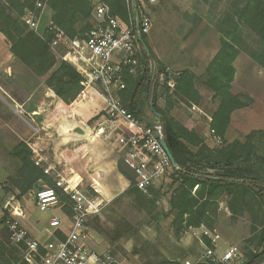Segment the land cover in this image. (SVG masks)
<instances>
[{
    "label": "trees",
    "instance_id": "1",
    "mask_svg": "<svg viewBox=\"0 0 264 264\" xmlns=\"http://www.w3.org/2000/svg\"><path fill=\"white\" fill-rule=\"evenodd\" d=\"M97 2L108 4L113 15L127 20L129 24L130 14L134 20L132 9L127 6L126 0H49V5L53 9L52 24L64 30L70 38L86 37L94 26L93 11ZM243 2L235 12L225 14L220 26L217 23L221 33V50L207 70V85L213 89L216 96L220 97V105L213 113L211 126L222 138L231 122L233 111L249 105L251 101V98L244 99L243 95L231 92V81L235 75V68L232 65L234 60L243 51L264 68V47L252 48L243 41L245 26L264 41V0H243ZM34 4L35 0H0V32L5 36L17 60L38 76L47 74V86L66 104H70L79 97L86 96L82 85L84 76L80 70V64L72 58L57 61L50 48V42L55 36L52 30L48 29L44 36L36 35L32 30L27 31L29 29L26 28L29 26L24 21L22 23L20 15L28 7L34 8ZM134 25L136 26V23ZM146 36L143 34L147 44ZM148 48L150 54L142 47V66L137 74L126 75L127 86L120 95L123 105L137 118L146 119L144 106L147 103L164 125L166 142L179 167L175 169L174 174V181L179 184L171 192L168 199L169 209L163 217H172L173 232L179 238L191 228L205 225L213 229L215 226L208 217L211 212L213 216H217L219 201L225 195L234 200L242 199L252 193L253 196L264 200V128L252 130L244 141L235 139L220 147H211L206 144L204 136L195 128H188L170 115L172 103L167 101L164 108L158 105L160 83L151 71V63H156L159 71H166V69L157 60L151 48L149 46ZM194 79V74L183 71L175 80L176 90L172 94H177L180 98L182 95L183 101L195 99L197 92L194 89ZM168 80L167 73L166 82ZM161 86L169 100L172 97L168 93L170 88L166 83ZM152 101L153 105H151ZM147 122L152 123L149 120ZM76 126L82 128L84 133L76 134L72 131L77 128ZM61 130L65 140L76 137L92 140L96 137L93 129L84 125L83 121L74 115H71V118H63ZM102 131L103 129H99L97 134ZM258 139L262 145L261 152L256 153ZM12 155L21 163L17 176L11 177L21 196L29 192L40 179L44 180L46 185H54L52 177L35 164L32 158L33 149L28 143L19 142L14 146ZM120 171L132 182L128 191L135 190L142 195V191L134 185V174L131 177L122 165H120ZM196 186L197 189H195ZM152 188L153 186L149 189ZM162 195L160 191H157L152 200L156 201ZM60 199L68 201V196L61 194ZM66 213L71 214V209L70 212L68 209ZM7 216L8 213H5L1 222L5 223ZM58 234L61 238L65 237L62 231ZM204 238L209 246H213L207 236ZM20 245L26 247L25 244ZM16 261L17 257L14 254L0 253V264H15ZM263 262L264 248L251 254L247 261L243 260L242 264ZM148 264L183 263L161 257ZM194 264L232 263L195 262Z\"/></svg>",
    "mask_w": 264,
    "mask_h": 264
},
{
    "label": "rangeland",
    "instance_id": "2",
    "mask_svg": "<svg viewBox=\"0 0 264 264\" xmlns=\"http://www.w3.org/2000/svg\"><path fill=\"white\" fill-rule=\"evenodd\" d=\"M242 3H244L243 0H212V6L215 4L217 10V23L219 26L225 14L235 12L236 8ZM126 4L129 7L127 1ZM27 9L31 8L28 7ZM24 13L20 15L22 23ZM52 15L53 9L49 5L43 12L39 29L35 30L28 27L26 28L29 29L27 31L32 30L36 35L44 36L48 30V25L52 22ZM170 15V18L174 17L173 13ZM131 16L132 14L128 19L130 23L133 21ZM170 18L167 26H177V22L170 23ZM160 26L161 24L158 21L152 27L151 34L160 31ZM243 41L252 48L264 47V41L246 26ZM50 48L57 61L63 59V56L68 57L70 55L69 49L63 44L55 43L54 39L50 42ZM46 77L47 74L38 76L30 69L26 72V77H24L21 86L23 91L19 93L24 96V107H18L16 101L0 89V253L3 255L14 254L17 257L15 264H24L25 262L40 264L39 255L30 254L26 247L15 243L11 238L7 220L18 217L15 211L17 205L20 204L25 209L24 224H26V219H32L42 226H49L50 218L57 215L64 221L63 227L66 228L69 223L68 216L70 215H66V211L69 209L70 212V204L67 200H63L51 206L48 210H39L35 203V192L46 185L45 181L41 179L29 192L20 195L19 189L15 188L11 178L17 176L21 167L19 159L12 155L14 146L21 141L28 143L33 149L32 158L35 164L38 159H41L38 166L43 169L53 165L66 173L68 172L66 168L71 171L70 167H73L81 176L90 177L92 183H97L99 181L98 175L96 174L94 177L89 175L90 168L94 164L89 166L83 154L90 151L91 155H96L98 151H105L104 160L107 163L118 161L120 171V164L123 162L122 148L128 137V131L124 126L117 127L114 122L107 120V110H105L107 104L95 92L88 93L84 88L86 96L79 97L70 104L61 102L58 106L57 95L49 93L51 88L46 84ZM4 85H6L4 87L9 91L8 93H11L16 99L19 95L17 87L14 84L11 85V83ZM144 107L147 120L151 122L159 121V118L155 116L147 103ZM175 111H177V117L184 121V125L188 128H195L204 136L205 143L209 146L220 147L226 143L224 138H222L223 142L221 144L215 142L214 135L218 133L216 131L212 132L215 129L211 126L213 116V114H210L211 110ZM71 113L83 121L84 125L93 129L96 135L94 139L81 138L74 140L70 138L65 140L61 125L63 118L69 117ZM242 116L245 119L246 129L264 125L262 113L245 111ZM76 127L78 128V126ZM99 129H103V131L97 134ZM72 131L76 134L84 133L77 132L75 129ZM207 131L208 133L210 131L209 139L205 136ZM240 133H242L241 136L244 141L248 132L245 133V136H243V132ZM234 135L237 134L234 132ZM261 145L258 139L256 153L261 152ZM73 173L71 172V174ZM128 173L133 177L131 170ZM46 174L51 176L54 181V176ZM174 174L175 169H172L167 176L156 181L152 189L142 192V195H139L140 192L138 191H128L127 189V191L110 201V204L104 208L99 216H95L89 221L92 234L97 240L95 243L98 246L100 245L101 253L111 252L118 260L116 264H148L166 255L178 254V246L170 241L171 217H163L165 212L168 211L169 196L179 184L174 181ZM86 182L84 184L85 188L96 194L98 191L89 185L87 186L88 183ZM195 189H197V186ZM157 191H160L163 195L158 200L153 201L152 199L155 198ZM227 203L229 210L226 204L223 203L217 216H213V212H211L208 217L209 221L215 226L211 230L216 239V245L213 247L219 250H216L219 255H222L228 247L236 246L242 254L243 260L247 261L251 254L264 248V200L253 196L251 193L242 199L233 200L229 197ZM64 206L66 207L64 208ZM6 207L13 208L11 213L6 210ZM5 213H8V216L6 222L3 223L1 219ZM201 230L199 236L202 235ZM206 230L208 229L206 228ZM190 235L196 240L194 236L198 234L191 233ZM44 239H48V236ZM190 249V254L187 256H189V261L194 264L200 258L201 251L203 252L205 247L196 242L195 246L192 245Z\"/></svg>",
    "mask_w": 264,
    "mask_h": 264
},
{
    "label": "built area",
    "instance_id": "3",
    "mask_svg": "<svg viewBox=\"0 0 264 264\" xmlns=\"http://www.w3.org/2000/svg\"><path fill=\"white\" fill-rule=\"evenodd\" d=\"M126 1L134 16L130 24L113 15L105 2H97L93 11L94 26L86 37L70 38L52 22L48 29L54 32L55 43L63 44L69 49L70 55L63 56V59L72 58L80 64L84 76L82 85L86 91L95 92L105 100L107 120L114 122L117 127L124 126L128 131L122 148V161L133 172L135 187L147 192L156 181L179 167H174L163 145V140H166L163 123L160 120L148 123L139 119L122 103L120 93L127 86L126 75L137 74L142 66V45L138 34L142 37L143 34L147 35L151 27L145 6L157 2L136 0L135 7H132L131 0ZM48 6L49 0H35L34 8L25 11L23 21L30 28L38 30L43 12ZM137 15L138 28L134 25ZM151 71L158 80L166 82L167 71H159L154 62L151 63ZM214 139L216 144L223 142L219 134H215ZM40 162L41 159H38L36 164L40 165ZM44 170L54 176V185H45L35 192L36 206L41 211L48 210L61 201V194L67 195L71 209L68 216L70 224L64 228V221L54 215L49 221L48 239L33 238L24 225L25 209L17 203L19 205L16 204L15 211L18 217L7 220L12 240L17 244H25L30 254L39 255L40 264H116L118 260L111 252L100 253L89 243V221L103 212L107 204L105 199L86 189L82 178L77 183L74 173L67 175L53 165ZM12 209L6 210L11 213ZM59 231L64 232V238L59 236ZM197 262L242 264L243 258L236 246L228 247L222 255L214 248L205 247ZM184 264L193 263L187 260Z\"/></svg>",
    "mask_w": 264,
    "mask_h": 264
},
{
    "label": "crops",
    "instance_id": "4",
    "mask_svg": "<svg viewBox=\"0 0 264 264\" xmlns=\"http://www.w3.org/2000/svg\"><path fill=\"white\" fill-rule=\"evenodd\" d=\"M213 6L212 0H157L155 4L145 6V12L151 20L150 31L146 36L147 44L169 75L167 82L157 79L160 83L157 103L161 108L167 105V101L172 103L170 115L182 123L184 121L177 117V111L175 110H211L210 114H213L220 105V97L216 96L213 89L207 85V70L221 50V33L217 26V10L215 4ZM172 13L174 17L170 18V14ZM169 18L171 19L170 23L177 22V26L172 25L168 27ZM158 21L161 24L160 31L151 34L152 27ZM232 65L235 68V75L231 81V92L233 94L243 95L244 99L251 98V101L249 105L233 111L231 122L224 136L227 143L235 139L242 140L243 137L240 132H243V136H245L247 132L249 133L252 130L264 128V125H262V127H248L249 129H246L245 119L242 116L245 111H250L251 113H262L264 119V68L243 51L239 53ZM27 71H29L27 66L17 60L11 52L5 36L0 32V89L4 90L12 100H15L18 107L25 106L24 96L19 93L23 91L21 86ZM183 71H189L195 75L194 89L197 92V95L194 96L195 99H186L187 101H183L181 99L182 95L180 98L177 94H172L176 90L177 82L175 80ZM6 83L14 84L17 87L19 95L16 99L5 89L4 86L6 85L4 84ZM163 83H166L170 88L168 93L172 97L169 100L168 95L163 91V86H161ZM50 91L49 93H53L56 96L52 89ZM56 99L58 106L61 102L65 103L58 96H56ZM71 115L69 114V117ZM185 122L187 121L185 120ZM234 132L237 134L236 136ZM209 133L208 131L205 132L207 139H209ZM73 139L77 140L81 138ZM86 153L83 154V157L85 155L88 165L92 166L94 164L90 168L91 172H89V175L94 177L97 174L99 181L92 183L90 177L85 175L81 176L73 167H70L71 171L68 170L69 168H66L68 172L65 174L69 175L71 172H74V174L77 173V175L79 174L82 178L83 185L87 181V186L89 185L96 189L98 191L96 194L102 196L107 202L106 206H108L110 201L129 189L131 181L127 175L119 171L118 161L107 163L104 160L105 151H98L96 155H91L90 151ZM120 165L123 166L126 172H129L130 169L123 163ZM227 199L229 197L226 195L220 199L219 209H221L223 203L226 204L228 210L230 209ZM24 225L33 238L43 240L49 235V226H42L39 222L33 221L32 219H26V224ZM170 229V241L172 244L177 245L179 249L178 254L164 256L170 260H177L184 264L185 261L189 260V256L187 255L190 254V247L192 245L195 246L196 242L202 244L204 247L214 248L213 246L216 245V239L211 231L214 228L209 229L205 225L191 228L179 238L175 236L172 225ZM200 230L202 231L201 236H199ZM65 232H67V229ZM191 233L198 234L194 236L196 240L192 238L193 234L190 235ZM204 236H207L213 246L208 245ZM94 239L95 236L90 229V246L99 252L101 247L95 243L97 240L95 239V241ZM215 250L219 251L218 249Z\"/></svg>",
    "mask_w": 264,
    "mask_h": 264
},
{
    "label": "water",
    "instance_id": "5",
    "mask_svg": "<svg viewBox=\"0 0 264 264\" xmlns=\"http://www.w3.org/2000/svg\"><path fill=\"white\" fill-rule=\"evenodd\" d=\"M135 4H136V0H131V6L135 7ZM135 23H136V27L138 28L139 27V16L138 15L136 16ZM138 39H139V42L141 43L142 47L145 49V51L148 54H150L149 48H148L147 44L145 43L142 35L138 34ZM151 105H153V101L151 102ZM75 131L83 132V129L78 127V128L75 129ZM163 145H164L165 149L167 150V152H168V154H169V156H170V158H171V160L173 162L174 167L177 168V164H176V162H175V160L173 158V155H172V153H171V151H170V149L168 147V144H167L166 140H163Z\"/></svg>",
    "mask_w": 264,
    "mask_h": 264
},
{
    "label": "bare ground",
    "instance_id": "6",
    "mask_svg": "<svg viewBox=\"0 0 264 264\" xmlns=\"http://www.w3.org/2000/svg\"><path fill=\"white\" fill-rule=\"evenodd\" d=\"M77 173H75V175H74V179L76 180V182L78 183V182H81V177L79 176V174L77 175Z\"/></svg>",
    "mask_w": 264,
    "mask_h": 264
}]
</instances>
